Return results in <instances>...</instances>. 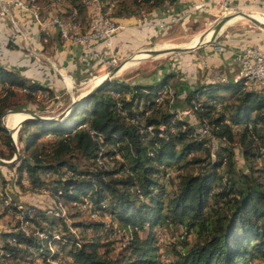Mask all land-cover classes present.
Returning <instances> with one entry per match:
<instances>
[{
	"label": "trees",
	"instance_id": "1",
	"mask_svg": "<svg viewBox=\"0 0 264 264\" xmlns=\"http://www.w3.org/2000/svg\"><path fill=\"white\" fill-rule=\"evenodd\" d=\"M127 1L117 0L111 18L140 17L173 0ZM72 5L77 11L84 6L80 0ZM173 76L162 72L144 84L109 79L59 119L20 122L16 141L26 156L0 165V217H11L9 228L0 230L2 258L36 256L42 264L264 261V88L244 90L240 79H222L187 90L186 105L199 103L191 116L210 128L208 136L194 138L189 120L176 119L174 106L166 105L175 94L169 84ZM110 90L118 93L116 99ZM39 93L48 98L51 90L0 65V118L7 111H24ZM84 113L83 120L72 123ZM46 134L53 138L44 139ZM0 142L7 148L6 153L0 149V158L10 160L14 148L1 120ZM233 146L243 168L235 164ZM1 168L11 171L8 181ZM13 187L45 191L48 208L59 201L64 215L17 203ZM66 204L84 205L91 215L104 213L109 220L75 222ZM22 222L28 224L27 234L18 229ZM71 229H91L94 235L77 237ZM116 230L124 238L120 250H98L101 239ZM165 232L174 238L165 243L170 252L160 254V233ZM191 235L193 241L186 242Z\"/></svg>",
	"mask_w": 264,
	"mask_h": 264
},
{
	"label": "rangeland",
	"instance_id": "2",
	"mask_svg": "<svg viewBox=\"0 0 264 264\" xmlns=\"http://www.w3.org/2000/svg\"><path fill=\"white\" fill-rule=\"evenodd\" d=\"M35 1H36L35 6L37 7V9L41 14L43 13L55 14L57 17L74 20L79 24V27L82 30L86 27L87 22L89 21L91 16H93L98 10L104 11L106 10V8H110L108 10L109 12L108 16L111 18L112 17L111 14L114 8L116 7V5L118 4L117 0H105V1L87 0V3L85 4L82 3L84 5L83 8L81 7L79 11H77V8L73 7L72 2H78V0H59L58 4L54 3V1L56 0H35ZM125 1L128 2L127 0ZM238 11H246L255 15L256 14L264 15V0H217L213 4V9L208 13L203 12L200 19H197L196 21L185 22L184 24H181L184 22L182 18L180 21H176L173 23L171 22L169 25H167V29L165 31L159 30V32L148 34L147 36H145V33H142L141 31L140 32L138 31V33L134 32L131 36L132 40L130 43H128V45H126V43H120L121 45L119 44L117 51L118 53L117 54L116 52L114 53L115 64L108 68L101 69V73L97 72V74L99 73L100 74L93 77L92 81L90 77L93 75L94 72L86 76V78L84 79V83L82 84L74 81L73 79L72 81L69 77L64 78L63 76L65 82L59 81V83L54 85L53 88L55 89L51 91L50 97L48 98L38 97L36 101H34L31 104L25 105L22 109H24V111L28 110V111L37 112L39 115L45 117H55L56 115L63 112L69 106L72 99L76 98L81 92L88 90V87L90 86L91 83L96 84L103 77V75H106L115 66L121 63L129 62L133 64L128 65L127 67H125L124 64L122 67L123 69L121 68L120 71L115 72L110 79H120L128 83H132V82L142 83V84L148 83L152 81L154 78L160 76L162 72H176V70L177 71L180 70V68H178L177 66H179L181 63H184L183 61H186L191 56H193L192 54L197 55L198 51L201 50L203 46L214 43L217 39L221 38L223 35L227 34L229 30L232 29L238 31L249 29L254 31L255 37L259 35L257 39L259 41H256L253 47L258 49L262 48V45L264 47V29L256 26L255 24L244 18H236L223 25L218 30L214 38H211L210 42L199 45L198 47H195L191 51L164 53L155 56L145 55L144 57H142L143 50L157 49L161 45L163 46V44L165 45V48L171 46L182 47L184 46V44L185 45L194 44L196 40V36L210 29L221 16L235 13ZM138 15H141L140 18L144 19V21L148 20L149 18L148 13L146 12H141V14ZM258 17L259 16L255 18L264 22L263 18L261 17L258 18ZM111 20L114 21L115 18H111ZM114 24L116 26L119 25L118 22L116 21H114ZM117 28H119V26ZM160 49H164V48H160ZM140 57H142L140 60H136V62L133 61ZM130 58L133 59L130 60ZM214 72L217 73L219 80V77H221V74L223 73L222 70L213 69L209 77L214 78L213 75ZM194 73L197 74V71H194ZM191 82H193V79H190V81H188V84H191ZM166 105H169L172 108L174 106L175 111L185 108L187 106L185 103V93L181 92L179 94H174L173 96L171 95ZM8 113H12V112L7 111L0 118L1 123L4 126H6L5 121H6V115ZM18 115L22 117L21 114ZM84 117H86V113L77 115L76 117H74L72 123L73 124L78 123L81 120H83ZM186 118L189 120L188 124L192 126H196L198 124V121L195 120L194 116L186 117ZM17 123H15V125ZM43 137L44 139L53 138L51 134H46ZM14 146L17 151V157L18 155L26 156V153H21L20 151V145L16 141V132L14 135ZM0 149L3 150L2 152L5 153L7 152V148L3 144H1V142H0ZM233 152H234L233 158L235 160V164L238 167L243 168L245 162L240 156V151L238 147H234ZM13 157L14 156H12L11 158ZM184 161L185 159L184 160L182 159L181 161H179V164L181 163L183 164ZM258 163H259L258 161H255L254 165L259 166ZM186 170L193 171L194 169L193 167H187ZM1 171L5 179L8 181L9 174H11V171L4 168H1ZM43 176L45 177V175ZM13 188H14L13 191L9 190L8 188L6 189L12 192L17 203L33 204L40 208H48V206H51V200H49L45 191L41 192L38 190H30L28 188L22 190L19 189L18 187H13ZM66 206L67 207L65 210H67L68 214L72 216V218L69 217V219L75 222H86L91 220L92 221L102 220L104 222H108L109 220V216L105 215L104 213L100 214L95 212L93 215H91L90 211L88 209H84L82 206L71 205V204H66ZM10 218L11 217L9 215H3L2 217H0V230L9 228V224L7 221H9ZM69 219L66 218L65 221L69 222ZM10 223H13V220H11ZM115 225L116 223L113 224V226ZM71 231L77 237H79V235H82V237L84 238H90L94 235V232L91 229L84 230L83 232L81 229H71ZM120 233H121L120 230H116L108 238L101 239L104 242L102 243V247H99L98 250H102L103 248H105L108 249L112 254L120 250V248L122 247L121 243L124 241V238L123 240L120 239L121 238ZM173 233L174 235L177 236V231H174ZM160 236H161L160 238L161 241L159 240L160 244L158 245L160 254H165L166 252H170L171 246L165 243L169 240H172L174 236L172 237L169 233L167 234L166 232L161 234ZM163 241L164 243H162ZM192 241H193V237L191 235L187 238L186 242L190 243ZM25 261L26 260L24 258L21 260L10 261L8 259L2 258L0 255V264H14V262L17 264H25ZM248 262L249 264H264V261L258 259H251ZM28 264H42V262L41 260H37L36 256H32V258L28 261ZM62 264H64V262H62Z\"/></svg>",
	"mask_w": 264,
	"mask_h": 264
},
{
	"label": "crops",
	"instance_id": "3",
	"mask_svg": "<svg viewBox=\"0 0 264 264\" xmlns=\"http://www.w3.org/2000/svg\"><path fill=\"white\" fill-rule=\"evenodd\" d=\"M196 1L198 0H173L170 3H164L150 11L148 20L142 23V19L135 16L115 18L114 21L118 22L120 27L115 30L112 36L110 48L105 47L100 41L90 43V49L96 53V56L89 54L85 46L78 42L61 39L55 28L41 31L28 14L16 7L0 6V65L47 86L51 91L55 89L53 87L59 81L65 82L64 78L66 77L82 84L86 76L94 72L90 77L92 81L93 77L99 75L103 69L97 56H104L108 51L114 56L115 52L118 53L120 43L128 45L131 42L134 32L141 31L145 33V36L159 32L154 26L158 20L184 14L185 10ZM216 1L203 0L204 6L199 10L191 11L187 17L183 18L184 22L181 24L200 19L203 12L208 13L213 9V4ZM146 23L149 26L145 27ZM41 33H43V37ZM258 36L255 37V32L249 29L243 31L232 29L214 43L203 46L197 55L192 54L194 57L191 56L177 66L180 70L173 72L174 76L169 79V84L173 86L175 94L186 93L197 84L212 81L209 76L213 69L222 70L223 73L219 80L236 79L238 76L236 61L238 51L244 46L253 47L255 42L259 41L257 40ZM218 46L221 48L220 50L216 49ZM259 49L264 51L263 45ZM194 71H197V74ZM97 72L100 73L97 74ZM190 79H193V82L188 84ZM94 85L91 83L88 89Z\"/></svg>",
	"mask_w": 264,
	"mask_h": 264
},
{
	"label": "built area",
	"instance_id": "4",
	"mask_svg": "<svg viewBox=\"0 0 264 264\" xmlns=\"http://www.w3.org/2000/svg\"><path fill=\"white\" fill-rule=\"evenodd\" d=\"M58 1L59 0H56L54 3L58 4ZM35 3V0H0V6L11 5L28 14L41 31H46L48 28H55L61 39L71 40L84 45L88 53L91 55L96 56V53L90 49L89 46L92 41H100L105 47L110 48L112 36L118 27L108 16V10L110 8H106L104 11H96L87 22L86 27L82 30L79 27V24L74 20L57 17L55 14H41L35 6ZM81 3L85 4L87 3V0H81ZM203 6V0H198L192 3L191 6L185 10L184 14L175 15L168 19H160L154 26L157 28V31L164 30L171 22L180 21L182 18L187 17L191 11L199 10ZM143 21L144 19L141 20V23ZM146 26H149V24L146 23L145 27ZM216 49L220 50L221 48L218 46ZM97 58L103 68H108L115 64V58L110 51L105 53L104 56H97ZM236 61L238 64V76L236 79L241 80L242 89L251 90L264 88V51L255 47L244 46L238 51ZM213 75L214 78H212V81L218 80L217 73L214 72ZM109 95L114 99L118 97V93L113 90L109 91ZM39 97H46V95L45 93H39ZM162 97L163 94L154 98L155 106L161 103ZM198 107L199 103L191 100L189 106L178 111L176 110L174 117L178 120L184 121V119L191 116ZM118 112L122 113L120 110H118ZM180 128L183 130L185 125ZM146 130L149 131L150 127H146ZM170 131L173 132L174 129H171ZM209 133L210 128L207 123L200 122L192 128V136L194 138L206 137ZM82 207H84V205H82ZM46 212L54 216H63L65 211L63 205L57 201L56 205L52 208L46 209ZM27 227V222H22L19 224L18 229L27 234ZM34 234L40 237L43 236L40 232H34ZM161 234L162 233H160V235ZM54 237L56 236L54 235ZM31 258L32 256H26L24 258L26 260L25 264H28V261Z\"/></svg>",
	"mask_w": 264,
	"mask_h": 264
},
{
	"label": "water",
	"instance_id": "5",
	"mask_svg": "<svg viewBox=\"0 0 264 264\" xmlns=\"http://www.w3.org/2000/svg\"><path fill=\"white\" fill-rule=\"evenodd\" d=\"M237 13H239L244 19L252 22L253 24H255L256 26L264 29V23L262 22H259L257 20H255L254 18L248 16L247 14H244L242 13V11H238ZM233 15L232 14H228V15H224V16H221L217 22L212 26V29H213V36L211 38H214V36L216 35V33L218 32V30L222 27V25L229 19L231 18ZM210 39H207V40H204L202 42H200L198 45L196 46H192V47H178V46H171V47H168V48H164L162 50H158V49H148L146 50V52L149 54V56H155V55H158V54H164V53H175V52H185V51H191L192 49H194L195 47H198L199 45H202L204 43H208L210 42ZM202 39V38H201ZM140 60V59H138ZM120 65V64H119ZM119 65L115 66L109 73H107L99 82H97L93 87H91L90 89L80 93L76 98L72 99L69 106L64 110L66 111L67 109H69L70 107H72L73 105H75L79 100H81L84 96H86L87 94L91 93L92 91H94L95 89H98L100 86H102L106 81H108L112 75L116 72V70L118 69ZM63 111V112H64ZM12 112V111H10ZM22 112H26L28 113L29 117L28 118H31V119H35V120H38V121H49V120H52V119H59L64 113L61 112L60 114L56 115L55 117H45V116H41L39 114H37L36 112H33V111H22ZM28 118H25V119H28ZM23 121V120H21ZM20 121V122H21ZM20 122L18 123V125L16 126V128L11 131V129L7 128L6 126H4L3 124V127L6 128L8 130V136L11 140V143L13 145V148H14V153H13V158H11L10 160H4V159H1L0 158V165H4V164H10L12 163L15 158L17 157V151H16V148L14 146V135H15V132L17 131L19 125H20ZM12 133H13V136H12Z\"/></svg>",
	"mask_w": 264,
	"mask_h": 264
},
{
	"label": "bare ground",
	"instance_id": "6",
	"mask_svg": "<svg viewBox=\"0 0 264 264\" xmlns=\"http://www.w3.org/2000/svg\"><path fill=\"white\" fill-rule=\"evenodd\" d=\"M242 13H244V14H247L248 16H250V17H252V18H254L255 20H257V21H259V22H262V21H260V20H258V19H256L255 17H257V16H259V17H261V18H263L264 19V15H260V14H251L250 12H246V11H242ZM233 16L231 17V18H229L223 25H225L226 23H228V22H230V21H232L233 19H236V18H243L239 13H237V12H235V13H231ZM109 15V14H108ZM258 17V18H259ZM262 23H264V22H262ZM222 25V26H223ZM213 29H212V27L210 28V29H208V30H206L205 32H203V33H201L200 35H197L196 36V40H195V42H194V44H184V46H182V47H192V46H196V45H198L200 42H202V41H204V40H207L208 38L210 39L212 36H213ZM202 38V39H201ZM160 48H165V45L163 44V46L161 45L160 47H158L157 49L158 50H162V49H160ZM166 48H168V47H166ZM143 52V56L142 57H144L145 55H147V56H149V54L146 52V50H143L142 51ZM142 57H140V58H138V59H141ZM133 58H130V60H132ZM138 59H135V60H133L134 62H136V60H138ZM125 64V67H127L128 65H131V64H133V63H121L120 65H119V67H118V69L116 70V72H118V71H120V69L123 67V65ZM124 67V68H125ZM123 69V68H122ZM105 76V75H104ZM103 76V77H104ZM102 79V78H101ZM100 79V80H101ZM99 80V81H100ZM98 81V82H99ZM66 111H64L63 113H65ZM14 113H16V114H14ZM18 114H21L22 115V117H20V115H18ZM29 117V115H28V113H26V112H22V111H12V113H8L7 115H6V127L7 128H9V129H11V131H13L15 128H16V126L18 125V123H19V120L21 119V120H24L25 118H28ZM20 120V121H21ZM18 122V123H17ZM15 123H17L16 125H15ZM15 125V126H14ZM12 136H13V133H12Z\"/></svg>",
	"mask_w": 264,
	"mask_h": 264
}]
</instances>
